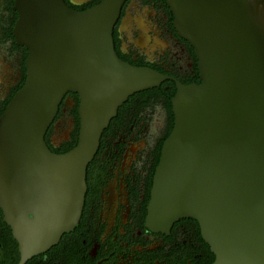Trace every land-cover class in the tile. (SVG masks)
<instances>
[{
	"label": "water",
	"instance_id": "water-1",
	"mask_svg": "<svg viewBox=\"0 0 264 264\" xmlns=\"http://www.w3.org/2000/svg\"><path fill=\"white\" fill-rule=\"evenodd\" d=\"M126 0L85 9L66 0H15L14 36L29 50L27 79L0 117V207L26 264L80 222L87 169L131 95L172 79L174 127L156 168L147 226L200 224L214 264H264V0H167L199 59L185 84L117 53ZM68 92L79 94L77 145L45 136Z\"/></svg>",
	"mask_w": 264,
	"mask_h": 264
},
{
	"label": "flooded vegetation",
	"instance_id": "flooded-vegetation-1",
	"mask_svg": "<svg viewBox=\"0 0 264 264\" xmlns=\"http://www.w3.org/2000/svg\"><path fill=\"white\" fill-rule=\"evenodd\" d=\"M68 1L72 8L85 10L93 0ZM14 5L15 0H0V117L27 79L29 50L14 36L18 19ZM174 20L167 0H126L114 27L115 49L132 65L152 67L185 84L201 83L195 49L179 34ZM172 84L177 92L172 79L158 87ZM79 106L78 93L64 96L45 136L52 151L64 153L74 136L79 139ZM159 107L161 115L156 117ZM171 118L162 95L140 91L121 105L88 165V188L79 224L56 245L34 256L33 264L215 263L216 256L197 220L182 218L169 232L147 226L160 162L158 148L171 126ZM15 242L19 250L0 207V264H4V251Z\"/></svg>",
	"mask_w": 264,
	"mask_h": 264
},
{
	"label": "trees",
	"instance_id": "trees-1",
	"mask_svg": "<svg viewBox=\"0 0 264 264\" xmlns=\"http://www.w3.org/2000/svg\"><path fill=\"white\" fill-rule=\"evenodd\" d=\"M66 1L69 3L68 0H66ZM100 1L101 0H93L92 2L87 4L85 8H89V7L99 3ZM168 83H170V82H168ZM144 91L146 93L151 94V95H162V96H164V98L167 101V106H168V108L171 112V116H172L171 126H170L169 130L167 131L165 137L162 139V141L159 145V148H158V159H160L164 141L169 136V134L171 133V131L174 127V113L172 111V97L176 93V87L174 84H172L168 88L164 85L162 87H155V88L147 89ZM77 143H78V137L76 135V136H74V142L71 143L67 147V149L63 150V152H67V151L71 150L72 148H74L77 145ZM3 256H4V258L1 260L4 264H18V262L20 260V254H19L17 243L15 242L13 247H9L7 250H5ZM26 264H33L32 260L30 259Z\"/></svg>",
	"mask_w": 264,
	"mask_h": 264
},
{
	"label": "rangeland",
	"instance_id": "rangeland-1",
	"mask_svg": "<svg viewBox=\"0 0 264 264\" xmlns=\"http://www.w3.org/2000/svg\"><path fill=\"white\" fill-rule=\"evenodd\" d=\"M161 115V108L159 107L158 108V112L156 113V117H158V116H160ZM156 117L154 118L155 120H154V126H156L157 125V123H158V120H156Z\"/></svg>",
	"mask_w": 264,
	"mask_h": 264
}]
</instances>
